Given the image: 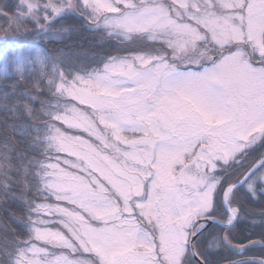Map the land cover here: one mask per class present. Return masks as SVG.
Wrapping results in <instances>:
<instances>
[{"label":"snow or ice","instance_id":"1","mask_svg":"<svg viewBox=\"0 0 264 264\" xmlns=\"http://www.w3.org/2000/svg\"><path fill=\"white\" fill-rule=\"evenodd\" d=\"M0 264H264V0H0Z\"/></svg>","mask_w":264,"mask_h":264}]
</instances>
